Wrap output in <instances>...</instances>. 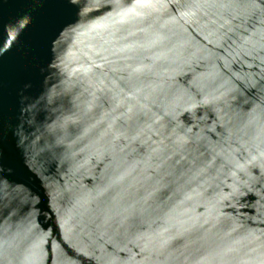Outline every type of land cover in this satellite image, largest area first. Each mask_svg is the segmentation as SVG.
<instances>
[{
  "label": "water",
  "instance_id": "water-1",
  "mask_svg": "<svg viewBox=\"0 0 264 264\" xmlns=\"http://www.w3.org/2000/svg\"><path fill=\"white\" fill-rule=\"evenodd\" d=\"M0 264H264V0H0Z\"/></svg>",
  "mask_w": 264,
  "mask_h": 264
}]
</instances>
